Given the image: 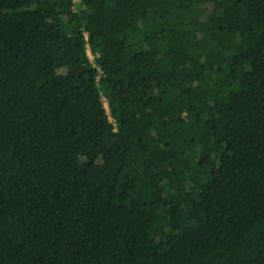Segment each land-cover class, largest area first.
<instances>
[{
  "label": "trees",
  "instance_id": "16d2710c",
  "mask_svg": "<svg viewBox=\"0 0 264 264\" xmlns=\"http://www.w3.org/2000/svg\"><path fill=\"white\" fill-rule=\"evenodd\" d=\"M0 264H264V0H0Z\"/></svg>",
  "mask_w": 264,
  "mask_h": 264
},
{
  "label": "rangeland",
  "instance_id": "374dc122",
  "mask_svg": "<svg viewBox=\"0 0 264 264\" xmlns=\"http://www.w3.org/2000/svg\"><path fill=\"white\" fill-rule=\"evenodd\" d=\"M87 52H88V55L91 58V60H93L94 55L92 54V52H91V50L89 48H88ZM104 103H105V105H106V107L108 109V104H107V101L105 100V98H104Z\"/></svg>",
  "mask_w": 264,
  "mask_h": 264
}]
</instances>
